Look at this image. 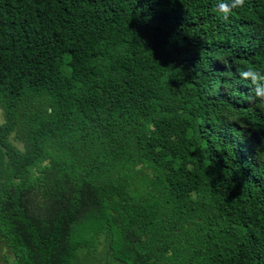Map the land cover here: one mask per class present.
Wrapping results in <instances>:
<instances>
[{
    "label": "trees",
    "instance_id": "1",
    "mask_svg": "<svg viewBox=\"0 0 264 264\" xmlns=\"http://www.w3.org/2000/svg\"><path fill=\"white\" fill-rule=\"evenodd\" d=\"M216 3L0 0V264H82L83 224L116 264H264L238 76L264 69V0Z\"/></svg>",
    "mask_w": 264,
    "mask_h": 264
},
{
    "label": "rangeland",
    "instance_id": "2",
    "mask_svg": "<svg viewBox=\"0 0 264 264\" xmlns=\"http://www.w3.org/2000/svg\"><path fill=\"white\" fill-rule=\"evenodd\" d=\"M3 119L2 110L0 108V121ZM139 177L135 176V179ZM138 193H140L138 191ZM95 228V227H94ZM91 228L90 225H75L72 233L73 240L82 242L77 250L81 251L78 254V259L82 264H116V261L109 258L106 251L107 241L105 244L103 239H105V232L107 228L100 227L99 233H97L98 228ZM106 229V230H103ZM110 229V228H109ZM83 244V246H82ZM5 252L8 251L7 248L4 249ZM103 252H102V251ZM105 253V254H104ZM88 255V256H87ZM110 259V260H109Z\"/></svg>",
    "mask_w": 264,
    "mask_h": 264
},
{
    "label": "clouds",
    "instance_id": "3",
    "mask_svg": "<svg viewBox=\"0 0 264 264\" xmlns=\"http://www.w3.org/2000/svg\"><path fill=\"white\" fill-rule=\"evenodd\" d=\"M245 0H217L214 12L224 20H228L234 10L244 6ZM241 80H246L251 87L247 95V102L250 104H264V69L247 67L238 72Z\"/></svg>",
    "mask_w": 264,
    "mask_h": 264
}]
</instances>
